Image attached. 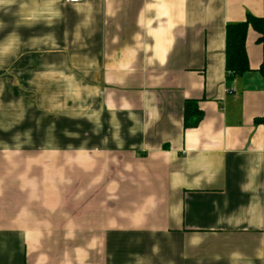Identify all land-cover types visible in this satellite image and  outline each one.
<instances>
[{
    "label": "crops",
    "instance_id": "0c3cea01",
    "mask_svg": "<svg viewBox=\"0 0 264 264\" xmlns=\"http://www.w3.org/2000/svg\"><path fill=\"white\" fill-rule=\"evenodd\" d=\"M248 14L264 0H0V264H264L260 33L225 65Z\"/></svg>",
    "mask_w": 264,
    "mask_h": 264
},
{
    "label": "trees",
    "instance_id": "16d2710c",
    "mask_svg": "<svg viewBox=\"0 0 264 264\" xmlns=\"http://www.w3.org/2000/svg\"><path fill=\"white\" fill-rule=\"evenodd\" d=\"M249 26L253 27L258 33H260L258 39L263 43L264 47V20L262 18L248 14L244 22L226 25L225 65L228 80L242 75L249 69L245 51V39ZM260 71L264 75V58ZM201 117L202 112L198 108L197 101L185 100L183 106L184 127L196 126Z\"/></svg>",
    "mask_w": 264,
    "mask_h": 264
},
{
    "label": "built area",
    "instance_id": "2783aa9c",
    "mask_svg": "<svg viewBox=\"0 0 264 264\" xmlns=\"http://www.w3.org/2000/svg\"><path fill=\"white\" fill-rule=\"evenodd\" d=\"M66 1L69 2V3H78V2H80L82 0H66Z\"/></svg>",
    "mask_w": 264,
    "mask_h": 264
}]
</instances>
